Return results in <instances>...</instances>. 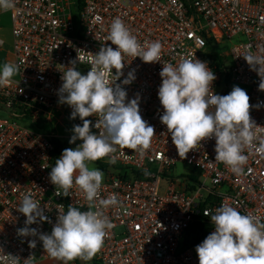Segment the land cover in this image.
Segmentation results:
<instances>
[{"label": "built area", "instance_id": "obj_1", "mask_svg": "<svg viewBox=\"0 0 264 264\" xmlns=\"http://www.w3.org/2000/svg\"><path fill=\"white\" fill-rule=\"evenodd\" d=\"M14 0L7 13L10 21L13 64L19 74L10 85L0 87V249L3 254L19 257L21 264L30 255L34 262L50 257L37 237H19L17 229L25 226L18 212L23 195L31 194L44 209L47 221L30 228L50 234L59 214L71 205L89 210L84 194L73 187L65 197L49 181L51 167L69 144V132H34L17 123L28 118L57 126L67 123L82 126L77 117L70 119L72 109L58 103L62 73L70 61L79 63L84 75L89 71L85 53H97L111 46L107 39L110 25L119 18L142 45L159 41L161 63L145 64L140 58L125 56L126 66L116 84L128 72L135 80L124 85L127 99L140 97V115L154 127L151 148L144 154L115 146L111 157L99 160L114 166L103 170L100 198L115 194L119 206L92 210L102 211L113 227L108 230L101 250L90 259L91 264H199L195 248L214 231L206 209L222 204L237 208L241 214L264 222V158L254 149H245L247 163L240 174L215 161V139L201 142L198 150L179 157L166 126L160 122L163 108L158 99L162 65H177L183 58L207 62L217 77L245 88L249 96L251 120L256 129V144L264 141V91L260 77L244 60L246 53L264 56V0ZM244 41L232 45L223 55H216L213 43L233 35ZM210 40V44L207 43ZM0 39V47L2 46ZM83 51V52H78ZM228 56L229 64H226ZM220 57V58H219ZM115 74V69H113ZM92 125L97 116L86 118ZM64 120V121H63ZM92 131H102V127ZM53 140L58 141L55 146ZM110 160H114L112 163ZM176 162L195 169V178L170 177L167 170ZM63 206V209L59 207ZM35 239L36 247L28 241ZM194 251V253L192 252ZM0 264H4L0 260Z\"/></svg>", "mask_w": 264, "mask_h": 264}, {"label": "clouds", "instance_id": "obj_2", "mask_svg": "<svg viewBox=\"0 0 264 264\" xmlns=\"http://www.w3.org/2000/svg\"><path fill=\"white\" fill-rule=\"evenodd\" d=\"M14 0H0V10L14 8ZM107 39L114 45L104 46L95 54L85 53L89 59V71L82 75L76 69L78 57L70 61L61 76L58 89V103L72 109L70 119L77 117L82 126L74 125L69 144L81 141L75 148H66L51 167L49 181L67 197L75 186L88 202L89 210L80 211L69 205L66 214H59L51 233H40L29 226L47 221L44 209L32 195H23L18 212L25 217V226L17 229L19 237H37L43 250L50 257L63 264L79 259L90 260L98 253L105 237L113 225L102 211H94L97 202L101 208L119 206L115 194L100 198L103 173L90 164L111 157L115 146L136 150L144 154L151 148L154 127L140 115V97L128 100L124 85L135 80L133 71L128 72L121 84L115 82L123 75L126 66L125 56L140 58L145 64L161 63L162 45L159 41L138 42L128 27L119 18L111 25ZM251 70L260 77L259 89L264 91V56L246 53L243 56ZM115 69V74H113ZM19 74V66L4 63L0 68V87L10 85L12 78ZM161 85L158 99L163 108L160 122L166 126L177 154L183 159L190 151L198 150L201 142L215 139V161L226 165L233 173L240 174L247 163L245 149L255 150L264 158V141L256 144V129L251 120L249 96L246 91L234 86L227 95L213 92L216 76L208 67L194 57L183 58L177 65L166 63L159 73ZM97 116L94 125L86 118ZM92 127L102 131L98 134ZM114 163V160H110ZM63 209L62 205H59ZM210 216L214 226L195 252L199 264H264V222L257 217L241 214L237 208L222 204L213 212L204 211ZM29 248L36 247V240L28 241ZM30 255L23 264H34ZM4 264H21L19 257L3 254Z\"/></svg>", "mask_w": 264, "mask_h": 264}, {"label": "rangeland", "instance_id": "obj_3", "mask_svg": "<svg viewBox=\"0 0 264 264\" xmlns=\"http://www.w3.org/2000/svg\"><path fill=\"white\" fill-rule=\"evenodd\" d=\"M0 39L2 40V46L0 47V68H2L4 63H13L12 55L10 53L11 49V34H10V21L7 13H1L0 14ZM244 36L237 34L233 35L230 38H224L220 40L217 43H213L212 50L216 55H223L226 53L229 48L237 43L243 42ZM226 57V64H229L228 56ZM220 58V57H219ZM234 86H238L245 90V88L242 85H239L237 83L228 82V80L224 79L223 77H220V80L217 84L216 91H225L226 94H229ZM0 117H5L4 113L0 112ZM17 123L23 127H26L34 132H57L58 134H64L65 132L72 133V127H70L67 123H65V127H67V131L64 127L57 126L54 123V119L50 117L49 123L44 122H33L28 118H23L20 120H16ZM64 121V120H63ZM75 148V147H72ZM90 167L99 169L103 173L104 178V172L101 170L96 164L91 163ZM170 177H179L183 176L186 178H193V176L196 174V170L193 169L190 165H187L183 162H176L173 166L168 168L167 170ZM194 253V251H192ZM34 264H63L62 261L54 259L52 257H47L45 259L39 260L37 262H34ZM70 264H77V260L70 262ZM83 264H91L90 260L84 261Z\"/></svg>", "mask_w": 264, "mask_h": 264}, {"label": "trees", "instance_id": "obj_4", "mask_svg": "<svg viewBox=\"0 0 264 264\" xmlns=\"http://www.w3.org/2000/svg\"><path fill=\"white\" fill-rule=\"evenodd\" d=\"M80 7V4H79V0H76V8L78 9ZM207 43L208 44H210V40L209 39H207ZM53 143L55 144V146H57L58 145V141H56V140H53ZM94 164H96L101 170H104V169H106L107 167H112V166H114V165H112V164H107V163H103V162H101V161H95V162H93ZM198 174V172L196 171V174L193 176V178H195V176ZM66 211H67V208H66Z\"/></svg>", "mask_w": 264, "mask_h": 264}, {"label": "water", "instance_id": "obj_5", "mask_svg": "<svg viewBox=\"0 0 264 264\" xmlns=\"http://www.w3.org/2000/svg\"><path fill=\"white\" fill-rule=\"evenodd\" d=\"M77 71H79L82 75H84V69L83 68H78ZM77 264H83V261H80L79 259H77Z\"/></svg>", "mask_w": 264, "mask_h": 264}]
</instances>
